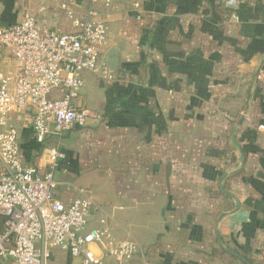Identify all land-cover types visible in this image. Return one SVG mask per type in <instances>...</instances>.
Masks as SVG:
<instances>
[{
    "label": "crops",
    "instance_id": "1",
    "mask_svg": "<svg viewBox=\"0 0 264 264\" xmlns=\"http://www.w3.org/2000/svg\"><path fill=\"white\" fill-rule=\"evenodd\" d=\"M67 1L77 14L84 15L89 7L86 0ZM222 1L211 5V0H204L203 7L224 18L229 11L219 10ZM169 2L111 0L109 9L98 7L108 27L102 62L116 49L126 79L111 85L98 77L94 82L95 76L88 79V98L80 96L76 105L96 118L61 140L65 159L59 162L56 179L68 185L59 187L58 198L67 203L80 196L74 187L90 192L104 186L112 197L117 193L126 202L147 204L141 212L147 224L135 236L118 224L98 220L104 204L90 192L94 207L89 219L96 223L92 230L138 243L144 258L137 257L134 264H264V129H259L264 126V0H250V9H240L239 32L233 38L219 35L214 40L211 25L206 24L204 33L197 31L192 14L177 17V22L168 18V13L183 9V2ZM60 4L61 0H0V27L18 23L20 12L26 10L46 29L73 32ZM187 8H196L195 0H187ZM154 14L159 16V29L152 26ZM15 65L6 51L0 73L13 71ZM11 124L19 132L25 162L44 171L45 149L58 141L51 138L41 147L28 113L13 117ZM197 152L205 158L194 172ZM218 173L219 188L223 181L226 191L217 199L222 213L181 212L178 189L195 208L196 200L188 193L196 184L193 174L211 186ZM152 206L159 213L151 215Z\"/></svg>",
    "mask_w": 264,
    "mask_h": 264
},
{
    "label": "built area",
    "instance_id": "2",
    "mask_svg": "<svg viewBox=\"0 0 264 264\" xmlns=\"http://www.w3.org/2000/svg\"><path fill=\"white\" fill-rule=\"evenodd\" d=\"M86 1L89 7L82 15L61 0L73 32L46 29L29 11L11 27H0V50L6 49L16 63L13 71L0 73V264H48L54 250L80 264H134L144 258L133 240L87 230L94 207L90 192L74 187L78 198L67 203L58 198L59 187L68 185L56 179L65 159L61 140L96 118L76 105L86 75L106 85L126 79L123 70L112 73L102 62L108 27L98 7L109 9L111 0ZM27 113L41 147L51 138L58 141L45 149L44 171L25 162L19 132L11 124L13 117Z\"/></svg>",
    "mask_w": 264,
    "mask_h": 264
},
{
    "label": "rangeland",
    "instance_id": "3",
    "mask_svg": "<svg viewBox=\"0 0 264 264\" xmlns=\"http://www.w3.org/2000/svg\"><path fill=\"white\" fill-rule=\"evenodd\" d=\"M166 1H170V5L172 4L171 1L173 0H166ZM212 3L211 5H215L217 3V0H211ZM179 2H183V4L180 7H183L182 10H176L174 11L173 14H169L168 13V18L169 17H175V21L177 22V17H182L185 16V18L187 19L188 14H192L194 15V17L196 18L197 24L195 27H197V31L204 33V30L207 29V25L208 24L210 26V29L212 31H210V35L212 36V39L214 40V38H219V35H224L226 36V38L231 39L233 38V36H235L237 34V32H239V23H240V9L242 7H249L250 9V0H223L222 2H219L220 6H219V10L222 9V11H225L226 9H228V13L226 14V17H220L217 16L215 12L212 11V9L210 8H206L204 9L203 4H205L204 0H195V6L196 8L194 9H188L187 8V0H176V3L178 4ZM175 4V2H174ZM217 5V4H216ZM222 7V8H221ZM26 10L21 11V15H20V21L23 18V14ZM225 15V14H224ZM247 15V14H245ZM157 15L154 14V19H153V24L152 26L156 29H159V20H158ZM246 17V16H245ZM172 30L171 27H169V30ZM250 33V32H248ZM9 70H6L5 72H7ZM95 76V77H94ZM90 77H94V82L97 79V76L94 74H88L86 76V82H85V86L84 88L80 91V96L81 97H85L86 99L88 98V93L86 91L87 87H88V79ZM186 146V145H185ZM184 146V147H185ZM184 147H182V150L185 152ZM200 147L202 148V144L200 145ZM198 148V147H197ZM198 158H197V162H193L194 168L191 169L194 172H198L197 171V167L199 165L198 162H201L203 160V158H205L204 155H200L199 152H197ZM182 173V172H181ZM136 177V175L132 172L129 171V176L132 175ZM184 174V173H182ZM221 173H218V176L216 178H214L215 180V184L209 186V184H205L202 182H198V178L195 174H193V178L194 181H196V184L193 185L192 188H190V191L188 193H190L191 197H194L196 200L195 203V208L188 206L187 202H188V195H183L184 191L182 189H178L179 192L181 193V197L179 198L180 200V210L181 212H193L195 214H199V213H204V212H211V213H215V214H221L223 211V207L220 206V204L217 203V199L218 197H220L219 194V180L217 179L220 176ZM121 175H125L126 177H128L127 173H122ZM202 175L205 177H208L206 174H204L202 172ZM129 178V177H128ZM65 182V181H64ZM152 189V188H151ZM150 189V190H151ZM162 189V188H161ZM160 189V191H161ZM112 190V189H111ZM149 190V191H150ZM159 189H152L151 191H157ZM168 190V189H167ZM89 192V191H88ZM90 192L92 195L96 196L98 198L99 201H101L100 203L104 204L103 205V209L101 213H99L98 216V220L100 219H105L106 221H108L109 224H118L119 226H121L122 229H126L128 231H130L131 233H133L135 236L136 234L140 231H143L144 226L147 224L148 220H144L142 218L141 212L146 211L147 210V204H143L141 202H136L132 203V202H126L119 194L115 193V197H112V192L109 191V188H107L105 190L104 186L102 187H97L94 186L90 189ZM163 192H166V188L163 187ZM104 194V195H103ZM153 194V193H152ZM159 200V199H158ZM155 206L149 207L148 211L149 213L152 215L159 213L156 209H154ZM104 212V213H103ZM108 214L110 216V218L105 215ZM111 216L113 217V220H111ZM96 223L92 220H88V230H92L95 226ZM150 228L154 227L153 225V221L151 223V225H148ZM54 256L55 259L53 261H50L49 264H79V262L75 259L71 260L69 258V256L67 255V253L64 252H60V250H54ZM235 264V263H233Z\"/></svg>",
    "mask_w": 264,
    "mask_h": 264
},
{
    "label": "water",
    "instance_id": "4",
    "mask_svg": "<svg viewBox=\"0 0 264 264\" xmlns=\"http://www.w3.org/2000/svg\"><path fill=\"white\" fill-rule=\"evenodd\" d=\"M5 53H6V49H4L2 57H0V62L4 58ZM104 62H105V65L109 69L110 72L114 73V72L118 71V69L120 67V55H119V52L116 49L110 50L108 55H107V58L105 59ZM258 74H259V71L255 73V76H254L255 80L257 79ZM250 98H251V93L249 94V97H248L247 106L245 108V114L247 113V111L249 109ZM244 120H245V115L241 119L240 124H242ZM232 137H233L234 145H237V142L235 140V131L233 132V136ZM170 176H171V163H168L167 166H166V182H167V186H168V190L169 191H170ZM220 189H221V191L223 193H226L225 188L223 186V181H221V183H220ZM238 209H239V206L236 207L234 212L238 211ZM223 216H225V215H223Z\"/></svg>",
    "mask_w": 264,
    "mask_h": 264
},
{
    "label": "trees",
    "instance_id": "5",
    "mask_svg": "<svg viewBox=\"0 0 264 264\" xmlns=\"http://www.w3.org/2000/svg\"><path fill=\"white\" fill-rule=\"evenodd\" d=\"M256 82H258V80H256ZM222 175H223V174H222ZM222 175H221V176H222ZM218 191H219V194H223V192L221 191V189H220V188H219V190H218Z\"/></svg>",
    "mask_w": 264,
    "mask_h": 264
}]
</instances>
